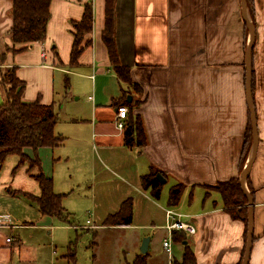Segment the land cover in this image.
Wrapping results in <instances>:
<instances>
[{"label": "crops", "instance_id": "crops-1", "mask_svg": "<svg viewBox=\"0 0 264 264\" xmlns=\"http://www.w3.org/2000/svg\"><path fill=\"white\" fill-rule=\"evenodd\" d=\"M245 2L246 15L241 0H116L120 60L130 66L132 80L141 88L128 97L137 101L132 113L142 116L148 137L144 146L129 147L115 124L117 105L129 86L118 79L102 39L106 1L51 0L45 39L25 46L11 39L12 0H0V68H15L25 83L22 98L54 104L58 120L56 97L83 98L69 114L78 115L73 121L80 131L89 130L87 140L77 133L75 145L80 167L89 169L90 183L61 188L44 171L52 177L54 191L63 194L70 222L42 213L26 195L30 212L21 217L0 214L10 217V226H0V264H69L70 252L77 264H174L187 248L193 251L195 264H239L245 224L224 208L221 194L206 185L240 174L251 114L246 64L252 31L247 18L254 28L250 63L258 128L257 149L253 156L251 146L243 166L253 156L245 179L254 200L249 263L264 264V0H251L253 18ZM87 4L93 9L92 32L86 36L91 44L71 66L73 23L82 18ZM65 77L68 86L58 87ZM55 132L63 137L62 143L41 148L53 152L65 145L66 136L56 125ZM65 153V159L73 155L69 147ZM152 168L163 171L166 182L171 179L170 188L186 184L177 204L169 203L170 188L165 190L163 184L159 196L144 186L142 176ZM110 175L116 186L100 187ZM32 189L30 193H41L40 185ZM125 201L132 205L131 222H108ZM78 203L85 205V212L73 221ZM168 207L196 227L193 234L179 231L185 238L172 239L170 253L163 245L169 235ZM61 232L68 235L66 246L61 244ZM145 237L150 241L147 252H142Z\"/></svg>", "mask_w": 264, "mask_h": 264}, {"label": "trees", "instance_id": "trees-1", "mask_svg": "<svg viewBox=\"0 0 264 264\" xmlns=\"http://www.w3.org/2000/svg\"><path fill=\"white\" fill-rule=\"evenodd\" d=\"M105 27L102 31V39L107 45L108 54L113 70L120 82L127 84L128 89H124L121 102L129 108V115L126 121V128L123 131L124 144L129 147L144 146L148 142L142 116L133 114L132 109L137 101H128V93L133 96L131 90L140 91L138 83L131 77V69L127 64L120 60L118 47L115 38L116 29V0H105ZM247 1V0H246ZM51 0H12V26L10 29L11 39L14 44L31 45L35 41H42L46 37L47 23L50 17ZM250 14L253 18V6L248 0ZM93 9L91 4L85 6L83 16L80 20L73 23L74 41L70 55V65H76L82 51L91 44V39L86 38L93 28ZM253 24V22H252ZM15 48V47H14ZM21 47L19 49H23ZM18 50V49H16ZM9 83L14 85L10 88L4 87L5 101L0 103V165L12 154H17L21 162H32L39 167L37 173L32 176L38 181L41 193L39 195L23 192L39 210L48 215L58 216L65 222H70L69 213L66 212L62 198L63 194L56 193L53 189V180L43 170L37 151L41 147H54L63 141V137L55 132V125L58 121V111L54 104H45L39 99L27 101L22 98V91L25 87L23 80L19 79L14 67H9ZM247 81V78H246ZM7 82V81H6ZM15 88V89H14ZM255 79L252 69V99L254 100ZM117 105V106H118ZM253 144V127L251 114L245 131L244 149L240 161V174L232 176L223 181H218L215 185H206L207 188L217 190L223 200L224 208L234 217L241 218L245 224V246L242 252L240 263L242 264L248 233V205L249 200L240 180L243 166L246 162L248 151ZM28 149L34 151L31 156ZM31 163V164H32ZM18 168L16 166L15 170ZM158 169L152 168L149 173L142 176L145 187H151L155 196H159L162 183L156 177ZM161 172V171H160ZM164 175V172H161ZM248 180V176H246ZM186 188L184 183H176L170 188L169 203L177 204L181 199L182 193ZM250 194H253L251 188ZM132 220V205L130 201H125L120 210L107 218L108 222L130 223ZM181 230H173V239L181 241L185 237L179 233ZM71 263L75 262V253L70 252ZM174 264H195L193 251L185 249L182 260ZM248 264H250L248 262Z\"/></svg>", "mask_w": 264, "mask_h": 264}, {"label": "rangeland", "instance_id": "rangeland-1", "mask_svg": "<svg viewBox=\"0 0 264 264\" xmlns=\"http://www.w3.org/2000/svg\"><path fill=\"white\" fill-rule=\"evenodd\" d=\"M0 58H3V55L0 56ZM2 71H0V103H3L5 101V94H4V87L10 88L14 85L10 84L9 81V67H3L0 68ZM59 85L58 87L62 86H68V80L65 77V80L62 78L59 79ZM7 81V82H6ZM15 89V88H14ZM13 90V89H11ZM133 92V90H131ZM82 93V92H81ZM77 95H75L73 98L75 99ZM56 97V101L58 102L59 107L58 110L60 112L59 114V120L56 124V130L59 132H62L66 136V143L63 147H59L58 149H54L53 152H51L47 148H40L37 151V155L40 158L42 170L45 171L48 174H51L53 178H55V182L58 187L61 188H70V185L74 183L75 189L85 187L89 185L90 183L87 182V177L89 176V169L87 166L85 168L80 167V163L78 161L77 151H76V145L75 141L78 139L77 133L79 132L82 137H85L88 135L89 130H83L80 131L77 122H74L73 119L78 116L76 114H69L72 112V107L74 105H79L82 103L83 98L73 100H67L64 101V96L61 95L60 98ZM67 110V112H65ZM78 133V134H79ZM86 140L89 138V136L85 137ZM69 147L71 149V152L73 155L69 159H65L66 157V149ZM52 155L55 156V160L52 161ZM60 157L59 159H57ZM57 159V160H56ZM26 161L21 162L20 157L17 154L9 155L3 163L0 165V214L1 213H9L11 212L14 215H17L21 217V214L28 211L30 212L31 208L29 209L27 207V198L26 195H24L23 191L32 192V188L35 186L39 188L38 181L32 176L33 173H37L39 167L34 165V163ZM18 166V168L13 171L14 168ZM89 166V164H88ZM109 177H112V175L106 177L101 182L100 187H111L114 188L117 184L116 180H111ZM172 185L171 179L169 181L165 182L163 184V187L165 190L169 189ZM32 201V200H29ZM76 210L74 213V219L73 221H77L78 219L82 218V214L85 212V205L78 203L75 206ZM10 234H13V232H10ZM68 235L65 232H61V244L64 246L69 244ZM74 243V239L72 241ZM162 240H160L159 244L161 246ZM81 245V243H80ZM79 245L78 251H79V258L80 260L84 259L83 254V248H81ZM58 258L60 259V255H58Z\"/></svg>", "mask_w": 264, "mask_h": 264}, {"label": "water", "instance_id": "water-1", "mask_svg": "<svg viewBox=\"0 0 264 264\" xmlns=\"http://www.w3.org/2000/svg\"><path fill=\"white\" fill-rule=\"evenodd\" d=\"M241 3H242L243 12L245 14L246 2H245V0H241ZM246 20H247L248 25L251 28V31H252L250 43H249V46L247 48V64H246V68H247L246 78H247V81H246V87H247L248 103H249V106H250L252 127H253V144H252V146H253V156H254V153H255V151L257 149V141H258L257 119H256L255 110H254V107H253V104H252V67H251V63H250V56H251V51H252V47H253L254 28H253V24H252V21L250 20V18H247ZM128 100L131 101L132 97L129 96ZM253 156H252V158H253ZM252 158L250 159L249 163L243 168V170L241 172V176H240L241 183L243 185V188H244L245 193H246V195L248 197V200H249V205H248L249 217H248L247 243H246V249H245V254H244V258H243L242 264H248L249 258H250V253H251V248H252V242H253L254 200H253L252 195L247 190L246 185H245V179H246V176H247V174L249 172V169H250V166H251V163H252ZM156 177L158 178V180L162 184H164L166 182V177L161 172H158L156 174ZM149 241H150V237H145L143 239L142 245H141V251L142 252H147Z\"/></svg>", "mask_w": 264, "mask_h": 264}, {"label": "built area", "instance_id": "built-area-1", "mask_svg": "<svg viewBox=\"0 0 264 264\" xmlns=\"http://www.w3.org/2000/svg\"><path fill=\"white\" fill-rule=\"evenodd\" d=\"M129 115V108L125 104H120L116 108L115 115V124L119 132H123L126 128V121ZM167 224L166 228L169 231V235L164 239L163 245L166 250L170 253L172 250V239H173V230L187 231L188 233H195L196 227L194 224L185 219V215L179 211L174 210L171 207L166 209ZM0 226H10V217L0 216ZM8 241L11 240V237L7 238Z\"/></svg>", "mask_w": 264, "mask_h": 264}]
</instances>
